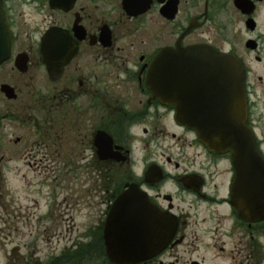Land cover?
I'll list each match as a JSON object with an SVG mask.
<instances>
[{
	"label": "flooded vegetation",
	"instance_id": "obj_1",
	"mask_svg": "<svg viewBox=\"0 0 264 264\" xmlns=\"http://www.w3.org/2000/svg\"><path fill=\"white\" fill-rule=\"evenodd\" d=\"M9 45L0 63L6 264H117L106 232L116 234L112 208L128 190L145 191L177 230L157 255L124 264H264L249 180L233 152L212 151L199 131L205 107L236 101L232 81L185 72L176 100L147 86L178 47L235 56L245 125L264 155V0H0V46ZM62 176L74 185L69 201ZM87 202L94 216L78 212ZM32 221L38 238H58L50 253L22 241ZM63 223L72 226L61 245Z\"/></svg>",
	"mask_w": 264,
	"mask_h": 264
},
{
	"label": "water",
	"instance_id": "obj_2",
	"mask_svg": "<svg viewBox=\"0 0 264 264\" xmlns=\"http://www.w3.org/2000/svg\"><path fill=\"white\" fill-rule=\"evenodd\" d=\"M10 50L11 45L0 46V63ZM170 59L168 64L157 63L152 77L148 79V86H153L163 98H182L185 72L207 73L202 79H207V76L216 80L217 75L222 81H232V97L235 96L236 101L205 107V123L199 127V131L212 150L233 152L236 167L249 180L248 200L253 201L254 216L257 219L264 218V156L257 148L252 131L245 125L247 107L243 100V70L239 61L232 55L201 48H178L173 51ZM172 80L173 95L168 90ZM181 104L180 99L178 105ZM138 191L124 192L117 199L111 213L110 225L116 226L118 230L116 234L110 231L111 235L107 231L106 239L109 256L115 263L137 262L154 256L166 246L176 231L177 225L173 230L166 229L170 219L151 203L145 192Z\"/></svg>",
	"mask_w": 264,
	"mask_h": 264
},
{
	"label": "rangeland",
	"instance_id": "obj_3",
	"mask_svg": "<svg viewBox=\"0 0 264 264\" xmlns=\"http://www.w3.org/2000/svg\"><path fill=\"white\" fill-rule=\"evenodd\" d=\"M0 166H3V169L5 170V167L8 166V163L6 161H0ZM73 188H74V185L72 183L71 176H62L61 199L65 200V198H66V200L69 201L71 199L70 195L72 193ZM31 196L34 197L33 194H31ZM43 197L45 199V196H43ZM36 198H39V196L36 195ZM30 202H31L30 203V205H31L30 215H31V218H33L35 215L34 211H36L37 215L39 214V211L36 210L35 207L32 206V199H30ZM87 203H88V205L85 206L84 208L80 207L78 212H80V210L83 209L84 214L87 213V215H92V216H94L95 214H97L99 212L97 207L91 206L90 202H87ZM78 212H76L74 214V213L69 212L66 207H63L61 210V215L63 217L64 216H67V217L70 216L71 217V215H73L74 217H77V216H79ZM79 221H80V218L77 217V219H76L77 226L80 227V226L85 225L84 223H80ZM2 226H4V225H2ZM71 226H72V224L69 225V223H67V224L63 223L61 225V227H62V230H61L62 235L60 236L61 245H64V242L70 237L69 227H71ZM37 232H38L37 223L35 221H32L30 224V235L28 237L24 238L22 241L27 242L30 245H33V243L36 242L37 249L39 250L38 252H41V251L47 249V252L45 254L50 253L51 247L52 246L55 247L56 245H58V238H53V239H47L46 238V240H45L42 237L38 238ZM8 242L9 241L7 240V243ZM5 243H6V240H4V239L0 240V264H6L7 263L6 249L9 248V245L5 244ZM15 243H21V240L17 239V240H15ZM215 252L216 251L210 253L209 256L216 258ZM227 257L228 256H226V258L222 257L221 259L216 258V260L213 262L215 264H229L230 262H229ZM209 262H211V261H209ZM213 262H211V263H213Z\"/></svg>",
	"mask_w": 264,
	"mask_h": 264
}]
</instances>
